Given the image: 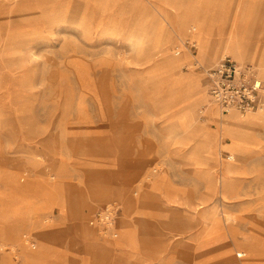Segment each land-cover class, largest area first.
<instances>
[{
  "label": "rangeland",
  "instance_id": "374dc122",
  "mask_svg": "<svg viewBox=\"0 0 264 264\" xmlns=\"http://www.w3.org/2000/svg\"><path fill=\"white\" fill-rule=\"evenodd\" d=\"M223 56L264 79V0H0V264H264V123L221 131L239 155L208 139L219 171L173 126L194 125L168 119ZM211 104L197 122L213 129Z\"/></svg>",
  "mask_w": 264,
  "mask_h": 264
},
{
  "label": "built area",
  "instance_id": "2783aa9c",
  "mask_svg": "<svg viewBox=\"0 0 264 264\" xmlns=\"http://www.w3.org/2000/svg\"><path fill=\"white\" fill-rule=\"evenodd\" d=\"M207 80L209 100L217 104L223 114L230 109L245 112L263 105L264 81L252 65L223 56L207 70ZM117 212V204L107 203L94 212V219L104 230L110 227Z\"/></svg>",
  "mask_w": 264,
  "mask_h": 264
},
{
  "label": "crops",
  "instance_id": "0c3cea01",
  "mask_svg": "<svg viewBox=\"0 0 264 264\" xmlns=\"http://www.w3.org/2000/svg\"><path fill=\"white\" fill-rule=\"evenodd\" d=\"M212 63H213V61L209 57H207V59H205L203 61V65L204 64L211 65ZM242 63L247 64V65H252L251 63L246 62V61L242 62ZM256 70H257V68H256ZM258 75H259V73H258ZM259 77H260V75H259ZM262 80L264 81V79H262ZM207 84H208V80H207ZM205 92L208 94V87L206 88ZM202 93L204 94V91L197 93V95L199 97L198 101H200L201 98L203 97ZM182 102H183V104L186 103V101H182ZM175 109H176V111H173V113L171 115H169V117H168V119L170 121H173L176 118L182 119L185 117L187 119H192L191 111L189 110L188 107H186V105L181 110L178 109V111H177V107H175ZM206 119L214 121V118L212 116H210ZM202 120H204V119H202ZM197 123L198 124L196 126L190 127L189 129H187V128L183 129L178 123L174 124L173 126H174L175 130L180 131L181 133L183 131L188 132L187 137L191 138V140H190L191 143H189V144H191L192 148H193L191 155H190V158H192L194 163L203 164L205 162L203 159L205 158L208 161L209 160L212 161L213 163L216 162V164L218 165L216 169H218L220 171V161H219V155H218L217 150H216L217 148H213L211 150H208V149H205L203 147V146H206V142L209 143L208 139L211 137H215L214 142L217 144V146L219 148L225 149L227 153L234 152L236 155H239L240 153L230 149L227 141L226 142L222 141V138H224L225 135H222L221 131H240L241 136L242 135L252 136V135H254V131L257 130L259 125L264 123V110L261 113L259 111L254 112V113H243V112H239L237 110V113L234 114L230 120L217 121V127L213 128V129L206 127L201 120H198ZM212 131L213 132L216 131V132L212 133ZM181 133H179V135L177 137H179L181 135ZM180 139H182V138H180ZM183 141H184V139H183ZM174 143H176V142H174ZM177 144H179V146L185 145L184 143H182V144L177 143ZM139 168L140 167H137L135 169L136 173H138L140 171ZM130 169H131V167H130ZM232 174L233 173L229 174V178L231 180L234 178ZM123 176L126 177V172H124V171H122V177ZM122 177H120V178H122ZM123 180L119 179L118 181L121 184V186L124 188L125 186H124ZM139 215H142V214H139ZM157 217H158V215H157ZM137 244H138V242H137ZM201 244H203V242H199L198 247H200ZM232 245H234V244L232 243ZM227 247L232 250L230 244L227 245L226 248ZM241 255L242 254L239 253V255L237 257H239ZM235 261H236V258H232L228 261L220 262L218 264H233ZM190 264H192L191 261H190Z\"/></svg>",
  "mask_w": 264,
  "mask_h": 264
},
{
  "label": "bare ground",
  "instance_id": "6f19581e",
  "mask_svg": "<svg viewBox=\"0 0 264 264\" xmlns=\"http://www.w3.org/2000/svg\"><path fill=\"white\" fill-rule=\"evenodd\" d=\"M234 47H235V53L236 55L239 57V58H242V54H241V45L240 44H235L234 43ZM260 51L259 49H256V50H253L248 56L251 57V58H254V59H258V57L260 56ZM264 63V62H263ZM180 78V77H179ZM181 79V78H180ZM179 80V79H178ZM177 79L175 80V83L176 81H178ZM205 92V91H204ZM199 100V97H195L194 99H189L187 100V103H186V107L189 108V110L191 111V114H192V119H187L186 117L184 118V121H186L188 123V125H194L196 126L198 123H197V118L198 116L200 115V110L197 109V102ZM219 106H217L215 103L211 104L209 107H208V111L212 114H214L217 118L216 120L220 121V120H230L232 118V116L235 114L231 111H229L228 113L226 114H222L220 109L217 108ZM258 111V108L255 110H250V111H245L244 113H254V112H257ZM240 112V111H239ZM208 113V112H207ZM206 114V113H205ZM199 119V118H198ZM224 125V124H223ZM215 133V132H213ZM213 138V137H211ZM209 138V139H211ZM229 158H231L230 156H228ZM233 163V162H232ZM226 170H223L221 173H220V177H219V186L221 188V190L224 192V191H227V190H231L232 188V183L235 182V178L234 179H230L229 178V174L232 173V168L230 166H227L225 168ZM211 179V183H216V180L213 178V177H210ZM179 203H182V201L178 200ZM177 201V202H178ZM189 203V206L192 207V203L188 202ZM180 219H181V215H180ZM213 219V218H212ZM80 222L82 223L83 227H82V231L83 233L87 234V235H91L92 236V231L94 230L93 227L90 226V223L93 224V221H91V219H89V223L87 225L86 223V218L85 216H80ZM212 222V221H211ZM218 222V221H217ZM101 225V224H100ZM147 225V224H146ZM218 225V224H216ZM159 226V225H158ZM215 226V225H214ZM155 227V225H154ZM212 228V227H211ZM93 229V230H92ZM101 229V228H100ZM154 229V228H153ZM158 230V229H157ZM148 231V230H147ZM207 234V233H206ZM133 236V235H132ZM207 236V235H206ZM2 237H5V238H12L13 241H16L18 240V235H17V230H16V227L14 225H9L8 227H6L3 231V234H2ZM259 236L255 235L253 238H258ZM209 242H213V240H215V238L213 239L212 238H208L207 239ZM254 244H252V248H253ZM23 248H25L23 246ZM200 252V251H199ZM198 252V253H199ZM242 255H244V253H242ZM197 256V261L198 262H201L203 261V255H202V258H199L198 257V254L196 255ZM245 256H246V253H245Z\"/></svg>",
  "mask_w": 264,
  "mask_h": 264
}]
</instances>
